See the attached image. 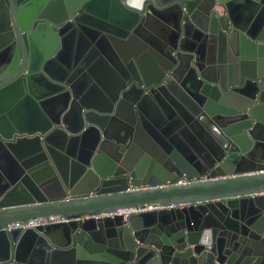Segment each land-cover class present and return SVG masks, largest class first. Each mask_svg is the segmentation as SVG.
Masks as SVG:
<instances>
[{
  "label": "water",
  "instance_id": "1",
  "mask_svg": "<svg viewBox=\"0 0 264 264\" xmlns=\"http://www.w3.org/2000/svg\"><path fill=\"white\" fill-rule=\"evenodd\" d=\"M0 264H264V0H0Z\"/></svg>",
  "mask_w": 264,
  "mask_h": 264
},
{
  "label": "built area",
  "instance_id": "2",
  "mask_svg": "<svg viewBox=\"0 0 264 264\" xmlns=\"http://www.w3.org/2000/svg\"><path fill=\"white\" fill-rule=\"evenodd\" d=\"M195 181L193 178L190 180H187L185 178L178 179L174 182H170L168 185H182L186 184L189 182ZM138 188H131L128 191L133 192L136 191ZM164 208H170V207H162L158 206L156 204H148V205H142L137 208H128V209H123V210H118L114 214L116 215H121L124 219L130 215V214H136V213H141V212H149V211H159ZM114 214H110L111 216ZM64 220L60 216H47V217H40V218H34V219H29L25 221H18L11 223L7 226V230L11 229H33L36 228L37 226H43L47 224H52V223H60L63 222Z\"/></svg>",
  "mask_w": 264,
  "mask_h": 264
},
{
  "label": "flooded vegetation",
  "instance_id": "3",
  "mask_svg": "<svg viewBox=\"0 0 264 264\" xmlns=\"http://www.w3.org/2000/svg\"><path fill=\"white\" fill-rule=\"evenodd\" d=\"M204 176L203 175H200V174H197L194 178H198V179H201V178H203ZM193 178V179H194ZM181 179V178H180Z\"/></svg>",
  "mask_w": 264,
  "mask_h": 264
},
{
  "label": "crops",
  "instance_id": "4",
  "mask_svg": "<svg viewBox=\"0 0 264 264\" xmlns=\"http://www.w3.org/2000/svg\"><path fill=\"white\" fill-rule=\"evenodd\" d=\"M32 198V197H31ZM34 199V198H33ZM34 201H37V200H34Z\"/></svg>",
  "mask_w": 264,
  "mask_h": 264
}]
</instances>
